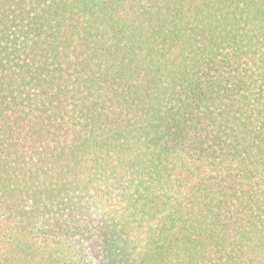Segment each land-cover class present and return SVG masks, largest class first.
Returning a JSON list of instances; mask_svg holds the SVG:
<instances>
[{"label": "trees", "instance_id": "16d2710c", "mask_svg": "<svg viewBox=\"0 0 264 264\" xmlns=\"http://www.w3.org/2000/svg\"><path fill=\"white\" fill-rule=\"evenodd\" d=\"M0 264H264V0H0Z\"/></svg>", "mask_w": 264, "mask_h": 264}]
</instances>
